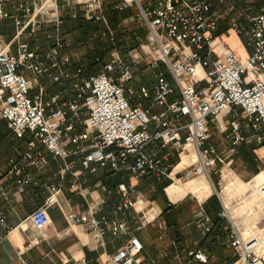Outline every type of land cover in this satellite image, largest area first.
Masks as SVG:
<instances>
[{
	"label": "built area",
	"instance_id": "built-area-1",
	"mask_svg": "<svg viewBox=\"0 0 264 264\" xmlns=\"http://www.w3.org/2000/svg\"><path fill=\"white\" fill-rule=\"evenodd\" d=\"M103 6L104 0H89L86 13L108 25ZM128 6L135 7L132 17L147 28L141 48L151 56L153 65H164L171 78L160 70L152 88L142 84L128 92L139 54L131 51L132 59L127 60L115 49L102 70L74 82L75 95L60 102L61 91L46 96L41 84L31 92L33 84L28 75V72L35 77L47 73L61 84L71 77L64 67L70 55L62 51L65 41L60 33L62 18L56 10V0H0V25L7 21L15 28L9 40L0 31V119H5L17 136L29 132L28 149L23 157L35 162L32 148L39 140L55 156L67 158L83 152L84 169L94 171L101 166L118 171L121 164L129 162L135 175L163 181L171 176L174 165L168 152L147 149L148 145L158 144L180 151L188 149L195 156V165L184 166L186 174L207 171L209 167L220 173L226 156L208 138L211 122H218L225 111L231 116L223 130L234 142L247 139L244 131L247 126L254 140L264 143V0L115 3L119 9ZM226 24L242 37L248 49L245 57L228 42L224 49H216ZM114 31L108 27L112 38ZM36 34L46 37L45 46L32 47L23 38ZM75 75L79 76V72ZM148 97L153 103H144ZM154 104L160 108L155 109ZM82 116L84 128L74 131L76 119ZM182 116H188L189 120L182 121ZM9 161L10 173H21L27 164L15 157ZM79 177L80 171H74L76 181ZM26 181V177L19 178L21 185ZM227 183L221 184L218 193ZM117 190L120 194L117 201L95 202L86 198V207L69 211L67 216L72 223H82L93 230L101 244L106 243L107 232L115 237L127 236L121 247L106 253L107 260L117 264H147L141 256L144 242L130 222L137 216L132 208L143 200V195L124 180L117 183ZM257 190L264 195V182ZM55 199L53 192L47 202L30 213L37 228L51 223L49 204ZM105 206H110L111 211H104ZM252 210L246 212L247 216ZM218 215L226 220L229 243L236 256L233 262L224 264H264V237L242 227L243 218L236 217L228 204L223 205ZM196 223L206 235L216 221L212 213L202 208ZM0 224H6L2 210ZM182 252L188 257L181 264H190L193 258L202 261L212 258L198 246L183 247Z\"/></svg>",
	"mask_w": 264,
	"mask_h": 264
},
{
	"label": "crops",
	"instance_id": "crops-1",
	"mask_svg": "<svg viewBox=\"0 0 264 264\" xmlns=\"http://www.w3.org/2000/svg\"><path fill=\"white\" fill-rule=\"evenodd\" d=\"M88 1L56 0V10L62 12L65 5H70L73 14H75V8L81 6L87 14L86 4ZM113 1L104 0L103 12L107 20L109 3ZM132 19V14H130L120 24ZM12 36L5 37V39L9 40ZM229 37L231 36H225V38ZM232 46L240 56L247 55L248 49H245L244 44V49L240 44ZM139 48L143 50L139 45L137 49L134 48L131 51H137ZM155 69L156 71L152 75L154 82L156 72L163 70L161 67ZM165 73L171 78L168 71ZM28 75L33 84L31 92L38 90V84H41L44 86L46 96L61 91L60 102L75 95V88L69 80L60 83V85L56 82V91H52L48 84L40 80L39 76L35 77L31 72H28ZM142 84L146 83L139 81L132 89L128 83V92L138 89ZM146 85L150 88L153 86ZM143 101L145 104L153 103L151 97L145 98ZM155 105L157 104H154V108ZM230 116V112L225 111L220 115L218 122H211L209 143H212L209 141L213 134L212 129L214 131V128L217 127L219 132L226 134L223 126L229 122ZM188 120V116H182V121ZM75 124L74 131L82 130L85 126L83 116L76 119ZM244 131L247 139L242 142L255 145L251 148L253 159L251 164L245 162L239 146L242 142L236 143L226 135L229 137L228 145L225 147L228 153L226 161L221 163V172H218V184L228 182V186L222 192L217 194L212 192L211 188L210 193L204 195L199 191L187 190L178 199H173L168 193L167 187L175 181L173 173L182 160L183 152L179 148L161 147L158 144L148 145V150L168 152L169 160L174 165L171 176L167 178L168 183L163 186V192L152 197L149 192L155 191L156 182L152 181L150 189L144 190L143 187L147 179L152 176L139 177L135 175L130 169L129 162L121 164L118 171L101 166L94 171L84 169L81 162L83 152H77L67 158L55 156L39 140L32 148V160L34 159L35 162L24 158L23 154L28 149L29 132L24 136H17L7 121L0 119V210L4 211L6 215V224H0V264H80L82 262L117 264L107 260L106 253L121 247L127 236L115 237L111 232H107L105 234L106 243L101 244L96 239L93 230L86 228L82 223H72L67 213L86 207V198L95 202L102 199L109 203L117 201L120 195L117 183L121 180L136 186L137 191L143 195V200L138 201L132 208V212L137 213V216L130 222L134 231L144 242L141 256L147 264H181L188 257L186 253L182 252V248L194 246L201 247L212 258L208 261L193 258L190 264H224L225 261L232 258L234 247L229 243V231L225 227L226 220L219 215L217 220L216 213L221 210L223 205L228 204L236 217L243 218L241 226L249 228L250 232L257 233L264 230V226L263 229H259V225L264 223V214L258 217V214L255 213L244 219L249 209H256L259 212L264 210V204L258 203V199L264 198V195L262 196L257 190V187L264 182V178L259 182H253L255 175L264 169V143L259 144L254 140L249 127L246 126ZM71 145L70 143L69 146ZM11 157L27 163L21 173L9 172ZM237 162H243V166L247 170L245 175L237 169ZM66 163L69 164V168H66ZM181 168L182 166L177 169L178 175ZM74 171H80L78 181L74 178ZM21 177L27 178L23 185L19 183ZM205 178L193 180V182L198 184L202 182L203 184L204 180L207 181V177ZM53 192L56 199L49 204L51 223L45 228H37L30 218V213L37 206L47 202ZM194 192H198L199 197ZM214 196L217 198V207L211 203V198ZM202 208L212 213L216 221L213 230L206 235L201 233L196 223V216ZM103 210L110 212L111 208L105 206Z\"/></svg>",
	"mask_w": 264,
	"mask_h": 264
},
{
	"label": "trees",
	"instance_id": "trees-1",
	"mask_svg": "<svg viewBox=\"0 0 264 264\" xmlns=\"http://www.w3.org/2000/svg\"><path fill=\"white\" fill-rule=\"evenodd\" d=\"M117 1L114 0L109 3L108 25L94 17H89L81 6L75 8V14H73V9L70 5H65L62 8L60 33L65 41L62 51L70 55V59L65 63L64 67L71 74L68 80L72 85L77 80L87 78L102 70L104 65L112 58L114 49H118L125 57V52L130 53L131 50L140 45L142 40H145L147 28L135 18L126 22H132V27H121L120 23L123 22L125 17L135 12V7L128 6L119 9L115 7ZM112 5L113 7H111ZM109 26L115 30L113 38L108 33ZM225 26L228 27V24ZM4 27L9 30L10 34L7 37L10 38L14 33V26L10 22L4 21L0 25V31L5 29ZM23 38L28 39L32 47L37 46L39 48L47 44V39L43 34L24 36ZM76 72H79V76L75 75ZM54 82L60 85L59 81L54 80ZM244 143L239 144L240 152L244 156L245 162L251 164L253 159L251 148L255 145ZM253 161L256 162L255 160ZM152 181L156 182V189L155 191L151 190L149 193L152 197H156L160 192H163V186L168 183V180L159 181L154 177L148 178L143 189L149 190ZM235 259L236 256L233 254L228 262L231 263Z\"/></svg>",
	"mask_w": 264,
	"mask_h": 264
},
{
	"label": "rangeland",
	"instance_id": "rangeland-1",
	"mask_svg": "<svg viewBox=\"0 0 264 264\" xmlns=\"http://www.w3.org/2000/svg\"><path fill=\"white\" fill-rule=\"evenodd\" d=\"M120 25L122 28H125L128 26L132 27L133 23L129 22V23H124V24H120ZM4 28L5 29H3L2 32H3L4 36L6 38H8L7 35L10 34V32H9V30L6 29V27H4ZM228 35L231 37L225 38V36H228ZM219 37H220V35H219ZM220 39H221V37H220ZM220 41L221 42L219 43V45L218 44L216 45L217 50L218 49H220V50L224 49L225 42L230 43V47H232L233 49H235V48L232 45L237 46L239 44L242 45V48L244 49L243 39L241 38V36H239L237 33H235V31L231 27H226L224 29L223 38ZM236 41H238V43ZM244 46H245V44H244ZM238 49L240 50V48H238ZM245 49H246V46H245ZM134 51H136V50H134ZM137 53L139 54V56H138L139 61L134 65L135 78L133 79V81L129 82L130 87L132 89H134L136 87V85L139 83V81L144 82V83L149 84V85H153L154 79H153L152 75L154 74V71H156L155 68L161 67V69H163L164 73L168 71L164 65H161V63L159 65H153L151 56H149L146 52H144L140 48L137 50ZM125 58H127V60H131L132 59L131 52L130 53L125 52ZM39 78L42 82L48 84L49 87L52 89V91H56V83L53 82V79L51 77H49L47 75V73L40 74ZM159 107H160L159 105H155V109H159ZM212 133L213 134H212L211 139L209 141H211L212 144H214L216 146L217 150L219 149V151L222 152L223 155L225 154L224 156H226L228 152H227V149L225 147L228 145L227 140L229 139V137H227L225 133L219 132L217 127L214 128V131L212 129ZM182 152L188 154L189 159H188V161H186L183 164L181 171L179 172L180 180L183 182L191 181V180L196 181L198 179L207 177L210 180V183L212 186L211 187L212 192H216L218 194V188L219 189L221 188V184H218V169L214 170V167H209L207 171L193 172L191 174H186V169L184 168V166L185 165L187 166V164L195 165L197 160L196 161L194 160L195 156L192 153H190V151L188 149L185 151H182ZM237 169L243 175H245V173L247 171L243 166V162H239L237 164ZM222 185H223V183H222ZM191 191L193 192V190H191ZM194 194H196L199 197L198 192H194ZM145 195L148 197V195L146 193H145ZM211 203L215 207H217L218 202H217V198L215 196L213 198H211ZM258 203L264 204V198H259ZM255 213L258 214V217H259L262 214H264V210L260 211V212L258 210L257 211L252 210L251 215H254ZM247 215L248 214H245L246 217L244 216V219L249 218V216H247ZM263 226H264V223L260 224L259 229H263ZM258 234H260L261 237H264V230H262V232L260 231Z\"/></svg>",
	"mask_w": 264,
	"mask_h": 264
},
{
	"label": "bare ground",
	"instance_id": "bare-ground-1",
	"mask_svg": "<svg viewBox=\"0 0 264 264\" xmlns=\"http://www.w3.org/2000/svg\"><path fill=\"white\" fill-rule=\"evenodd\" d=\"M188 159H189V155L186 154V153H183L182 154V160L176 166V168L174 170V173H173L175 181L172 182L167 187V191H168V193L171 195V197L173 199H178L187 190L199 191L201 194H204V195H208L210 193V191H211V183H210V180L208 178H207V181L206 180L203 181V184H202V182H199L200 184H198V183H195L193 181L183 182V181L180 180L179 175L177 173L178 172L177 169L180 168L181 166H183V164L186 161H188ZM262 178H264V169L261 170L259 173H257V175H255V178L253 179V182H255V181L259 182L260 180H262Z\"/></svg>",
	"mask_w": 264,
	"mask_h": 264
}]
</instances>
